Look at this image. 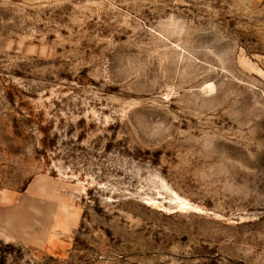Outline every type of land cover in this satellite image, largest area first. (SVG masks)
<instances>
[{"label": "rangeland", "instance_id": "1", "mask_svg": "<svg viewBox=\"0 0 264 264\" xmlns=\"http://www.w3.org/2000/svg\"><path fill=\"white\" fill-rule=\"evenodd\" d=\"M24 203L0 264H264V0H0Z\"/></svg>", "mask_w": 264, "mask_h": 264}, {"label": "crops", "instance_id": "2", "mask_svg": "<svg viewBox=\"0 0 264 264\" xmlns=\"http://www.w3.org/2000/svg\"><path fill=\"white\" fill-rule=\"evenodd\" d=\"M46 192H48V191H46ZM49 194H51V193H49ZM31 209H32L31 206L26 205L25 203L23 205L22 204L17 205L16 207H15V205H13L11 207H5V206L2 207V206H0V232H1V229H3L4 225L7 222H9V216H11L12 213H17L18 210L21 211L19 213V218L18 219L22 223L23 218H25L24 217V215H25L24 212L26 211V212L30 213Z\"/></svg>", "mask_w": 264, "mask_h": 264}]
</instances>
